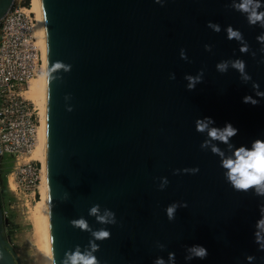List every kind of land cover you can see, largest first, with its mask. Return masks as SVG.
<instances>
[{
	"label": "water",
	"instance_id": "obj_1",
	"mask_svg": "<svg viewBox=\"0 0 264 264\" xmlns=\"http://www.w3.org/2000/svg\"><path fill=\"white\" fill-rule=\"evenodd\" d=\"M13 1L0 0V18ZM39 1L47 224L56 264L77 247L87 250L100 229L110 235L96 242L98 264H152L157 256L167 260L168 252L185 264V246L194 244L208 255L189 264H245L246 255L260 264L264 251L253 232L264 197L229 186L219 158L200 149L204 137L193 122L210 116L217 127L231 123L238 129L235 146L264 139V99L256 106L241 102L256 85L264 91L258 64L264 45L256 39L264 28L249 25L232 0ZM209 21L221 31L207 28ZM227 25L242 33L248 53L226 39ZM181 48L187 61L179 58ZM236 57L245 61L248 84L231 67L215 70L220 60ZM202 68V82L186 90L184 75ZM192 167L199 171L173 174ZM159 177L169 181L164 190L157 189ZM174 201L187 207L169 222L164 208ZM93 205L97 215L89 214ZM105 209L115 213L116 224L99 222ZM81 218L88 230L75 226ZM0 264H19L1 229Z\"/></svg>",
	"mask_w": 264,
	"mask_h": 264
},
{
	"label": "clouds",
	"instance_id": "obj_2",
	"mask_svg": "<svg viewBox=\"0 0 264 264\" xmlns=\"http://www.w3.org/2000/svg\"><path fill=\"white\" fill-rule=\"evenodd\" d=\"M153 3L163 6L165 0H153ZM231 8L240 12L246 18L249 25H260L264 28V0H232ZM206 27L213 32L219 33L221 27L217 23L211 21L207 22ZM226 39L229 41L235 40L238 42V51L241 54L248 53L249 47L244 40L242 33L238 29H234L231 25H227L223 29ZM257 42L264 45V32L257 36ZM204 51L210 52L212 46L204 44ZM264 53V48H262ZM254 55V53L252 54ZM179 58L181 60H188L186 52L183 48L179 50ZM258 64L264 65V56L258 61ZM234 69L238 75V79L243 84H248L251 81V76L246 71L245 61L239 57L235 59H222L215 64V70L224 74L228 68ZM204 69L197 71L195 75L185 74L183 79L186 81L185 88L188 91L195 89L196 85L203 80ZM169 80L175 79L174 73H169ZM264 99V91L259 89L256 85L251 95H245L241 98V102L256 106L260 100ZM71 109H69L70 111ZM194 131L201 134L204 139L200 143L201 150H207L215 157L219 158V166L224 169L222 175L229 186L238 192H247L252 190L253 194L258 197H264V139L257 138L250 141L248 146L243 144L235 146L231 142V138L238 133V129L233 127L231 123L225 122L222 127H217L215 121L210 116L198 117L193 122ZM221 145L223 147H221ZM230 153V154H226ZM199 171L198 167H192L182 170H173V174L189 173L195 174ZM169 181L166 177H159L157 184L158 190H164ZM187 203L184 201L172 202L165 206L164 215L169 222L173 221L178 208H186ZM99 208L93 205L90 210V215H97ZM98 220L102 224L114 225L117 223L115 213L109 209H105L102 215H98ZM75 226L88 230L86 222L81 218L74 222ZM92 239L89 241V247L84 252L79 248L75 249L71 254H66V261L64 264H98L97 258L94 255L99 244L97 241H103L109 238V231L100 229L91 233ZM253 242L257 246L258 251H264V207L261 208V218L256 222L255 230L253 232ZM159 250L164 249V245L159 242L156 243ZM185 255L183 257L185 264L190 261L205 260L208 252L205 247L194 244L185 246ZM245 264H256V257L246 255L244 257ZM49 264H56L53 257V252L49 256ZM152 264H176L175 254L173 252L167 253V260L163 257L157 256ZM260 264H264V258L261 259Z\"/></svg>",
	"mask_w": 264,
	"mask_h": 264
},
{
	"label": "built area",
	"instance_id": "obj_3",
	"mask_svg": "<svg viewBox=\"0 0 264 264\" xmlns=\"http://www.w3.org/2000/svg\"><path fill=\"white\" fill-rule=\"evenodd\" d=\"M31 4L14 0L0 18V162L11 163L13 190L24 205L35 202L43 167L30 154L39 115L24 92L44 69V57L33 35Z\"/></svg>",
	"mask_w": 264,
	"mask_h": 264
},
{
	"label": "rangeland",
	"instance_id": "obj_4",
	"mask_svg": "<svg viewBox=\"0 0 264 264\" xmlns=\"http://www.w3.org/2000/svg\"><path fill=\"white\" fill-rule=\"evenodd\" d=\"M28 1L31 4V0ZM37 45L40 48L38 43ZM28 91L29 89L26 92L27 98L36 106L37 111H39L37 105L30 99ZM30 158L36 159L34 154L33 158ZM10 169L11 163L0 162V229L4 238L14 250L19 264H45L40 248L41 241L39 240L38 232L34 227L32 219L35 208L33 206H36L39 202L40 196L30 205H24L21 195L13 190Z\"/></svg>",
	"mask_w": 264,
	"mask_h": 264
},
{
	"label": "bare ground",
	"instance_id": "obj_5",
	"mask_svg": "<svg viewBox=\"0 0 264 264\" xmlns=\"http://www.w3.org/2000/svg\"><path fill=\"white\" fill-rule=\"evenodd\" d=\"M31 9L35 13L36 21L33 25V32L36 37V42L40 45L41 52L44 57V34L42 26V15L39 0H31ZM44 81H45V68L43 71L29 81L28 88L24 92L27 98L26 92L28 91L29 97L37 105L39 111V124L37 127V140L31 151L30 157L39 159L42 167L43 174L41 177L40 184V200L36 204L33 212V223L37 230V235L39 237L40 248L42 252V257L45 264H49L50 248H49V237H48V224H47V202H46V180H45V165H44ZM28 99V98H27ZM29 100V99H28ZM30 101V100H29Z\"/></svg>",
	"mask_w": 264,
	"mask_h": 264
},
{
	"label": "trees",
	"instance_id": "obj_6",
	"mask_svg": "<svg viewBox=\"0 0 264 264\" xmlns=\"http://www.w3.org/2000/svg\"><path fill=\"white\" fill-rule=\"evenodd\" d=\"M29 1L28 0H24V3L27 4Z\"/></svg>",
	"mask_w": 264,
	"mask_h": 264
}]
</instances>
